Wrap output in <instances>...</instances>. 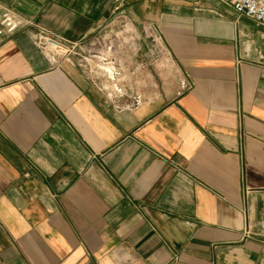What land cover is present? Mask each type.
Returning <instances> with one entry per match:
<instances>
[{
	"label": "crops",
	"instance_id": "obj_1",
	"mask_svg": "<svg viewBox=\"0 0 264 264\" xmlns=\"http://www.w3.org/2000/svg\"><path fill=\"white\" fill-rule=\"evenodd\" d=\"M4 10L34 27H0V264H264V27L216 0ZM36 28L122 41L49 61Z\"/></svg>",
	"mask_w": 264,
	"mask_h": 264
},
{
	"label": "built area",
	"instance_id": "obj_2",
	"mask_svg": "<svg viewBox=\"0 0 264 264\" xmlns=\"http://www.w3.org/2000/svg\"><path fill=\"white\" fill-rule=\"evenodd\" d=\"M219 3L227 6L237 17H245L252 20L257 25L264 27V0H216ZM123 25L126 22L122 23ZM0 27L4 29L7 34H13L18 31H23L30 27H34L32 23L19 18L10 10H4L0 15ZM132 38V37H131ZM32 44L37 50L47 58L49 61H62L76 57L80 62L88 63L100 55L102 49L107 48V52H111L114 46L120 45V41L109 42L103 44L95 51L82 49L78 42H69L52 35L48 31L36 28L30 33ZM156 57L153 56V60ZM147 63L142 62L138 69L143 70Z\"/></svg>",
	"mask_w": 264,
	"mask_h": 264
},
{
	"label": "rangeland",
	"instance_id": "obj_3",
	"mask_svg": "<svg viewBox=\"0 0 264 264\" xmlns=\"http://www.w3.org/2000/svg\"><path fill=\"white\" fill-rule=\"evenodd\" d=\"M117 31L119 32V31H121V29H117ZM156 38H158V37H156ZM149 40H150L151 44H153L154 46L157 44V46H159L160 48H162V45H161L162 42L160 41V39L159 40H155L154 38H149ZM155 41H157V42L155 43Z\"/></svg>",
	"mask_w": 264,
	"mask_h": 264
},
{
	"label": "water",
	"instance_id": "obj_4",
	"mask_svg": "<svg viewBox=\"0 0 264 264\" xmlns=\"http://www.w3.org/2000/svg\"><path fill=\"white\" fill-rule=\"evenodd\" d=\"M83 63V62H82Z\"/></svg>",
	"mask_w": 264,
	"mask_h": 264
}]
</instances>
